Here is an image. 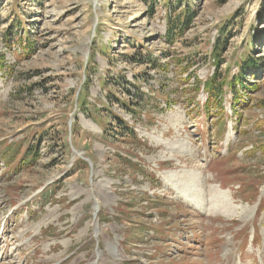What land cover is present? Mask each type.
I'll return each instance as SVG.
<instances>
[{
    "label": "rangeland",
    "instance_id": "1",
    "mask_svg": "<svg viewBox=\"0 0 264 264\" xmlns=\"http://www.w3.org/2000/svg\"><path fill=\"white\" fill-rule=\"evenodd\" d=\"M0 55V264H264V0H0Z\"/></svg>",
    "mask_w": 264,
    "mask_h": 264
},
{
    "label": "trees",
    "instance_id": "2",
    "mask_svg": "<svg viewBox=\"0 0 264 264\" xmlns=\"http://www.w3.org/2000/svg\"><path fill=\"white\" fill-rule=\"evenodd\" d=\"M190 9V8H189ZM185 10L184 12L179 13L177 16L170 15L169 18H166V36L165 39L167 43L174 44L176 40L182 39L185 32L190 28V25L192 24V21L196 15L194 11L191 10ZM177 13V12H176ZM19 24V23H18ZM14 27V26H13ZM10 27L7 29L5 33V39H6V47L8 49L12 48V42L9 37H11L12 29ZM23 41L24 46L22 48V52L26 54H31L34 51V45L30 43V36H25V38L20 39ZM218 45L213 48L211 54H213V60L217 63V67H219L220 62V54L217 52L219 50ZM4 57L0 55V63H3ZM154 58L152 60H149L148 63H154ZM259 58H253V55L250 53L245 55L243 57V60L241 59L240 65L238 66V72L237 74H234L230 76L229 72L227 71V76L222 77V79H219V75L217 74L218 71H216V76L212 75L210 78H207L206 80H198L196 87L198 88V93L204 92L206 96V101L201 103V105H198L199 108H201L204 112L209 114V110L212 106H214L216 109H219L221 113L224 111V107L222 106V103L225 101V94L228 91L231 96V104L232 107H235L237 105H240V100L237 98L243 91L247 93H253L255 90L259 89L258 83L257 84H251L252 82L249 80V78H257L258 73L260 69L262 68V64H260ZM166 65H169L167 63ZM165 66V65H164ZM162 67V66H161ZM248 104L247 102H244V104ZM126 105V103H124ZM205 113V114H206ZM122 125L123 128V134L127 135L128 138L137 139L136 133L132 129V127H129L126 122L118 119ZM219 142L221 138L218 139ZM32 160H36V158H27L26 161L31 162Z\"/></svg>",
    "mask_w": 264,
    "mask_h": 264
},
{
    "label": "bare ground",
    "instance_id": "3",
    "mask_svg": "<svg viewBox=\"0 0 264 264\" xmlns=\"http://www.w3.org/2000/svg\"><path fill=\"white\" fill-rule=\"evenodd\" d=\"M174 189V188H173ZM216 189H217V191L223 196V197H221L223 200H225V198L226 197H228V192H226V191H223V190H221L220 188H218V187H216ZM175 190V189H174ZM177 193V192H176ZM179 195V194H178ZM189 201H190V198L189 197H185V202H187V203H189ZM199 202H201V201H199ZM205 204V203H204ZM195 208L197 209V210H199V211H201L202 210V206L201 205H199V206H195ZM210 211L211 210H208V211H206V212H208V213H210ZM216 211V210H215ZM215 211L213 210V213H215ZM212 212V211H211ZM217 212V211H216ZM13 264H14V262H13Z\"/></svg>",
    "mask_w": 264,
    "mask_h": 264
}]
</instances>
